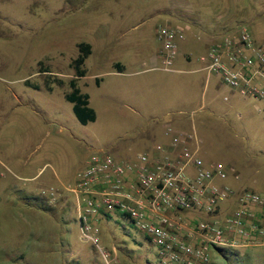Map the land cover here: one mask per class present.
<instances>
[{
  "label": "rangeland",
  "instance_id": "374dc122",
  "mask_svg": "<svg viewBox=\"0 0 264 264\" xmlns=\"http://www.w3.org/2000/svg\"><path fill=\"white\" fill-rule=\"evenodd\" d=\"M173 1L0 0V264H162L145 235L117 212L96 219L97 244L82 240L64 187L93 151L120 159L165 143L168 120L195 130L202 160L228 172L224 183L264 196L261 102L224 84L215 88L214 78L203 93L206 72L193 69L203 65L199 57L211 42L191 39L189 49L178 38L190 62L179 55L173 70L160 68L156 32ZM185 1L214 30L212 41L240 24L264 40V0ZM80 42L91 45V54L85 76L76 77ZM73 79L94 110L86 124L64 97ZM51 187L54 198L42 193ZM32 198L40 207L30 205ZM210 264H264V244L226 256L212 252Z\"/></svg>",
  "mask_w": 264,
  "mask_h": 264
},
{
  "label": "built area",
  "instance_id": "2783aa9c",
  "mask_svg": "<svg viewBox=\"0 0 264 264\" xmlns=\"http://www.w3.org/2000/svg\"><path fill=\"white\" fill-rule=\"evenodd\" d=\"M184 35V26L157 29L161 69L173 70ZM201 60L222 83L261 102L264 117V40L240 24L211 41ZM163 135L166 143L133 157L115 159L104 150L89 155L74 184L64 187L74 198L81 239L97 244L96 219L112 211L145 235L162 264H210L217 248L264 244V196L224 183L228 172L202 160L194 129L169 122ZM42 193L56 195L52 187Z\"/></svg>",
  "mask_w": 264,
  "mask_h": 264
},
{
  "label": "crops",
  "instance_id": "0c3cea01",
  "mask_svg": "<svg viewBox=\"0 0 264 264\" xmlns=\"http://www.w3.org/2000/svg\"><path fill=\"white\" fill-rule=\"evenodd\" d=\"M163 11L166 13L164 16V21H165L164 26L179 24L177 26H184L185 27V35L182 39H183V41L186 42L185 45L189 49L192 47L191 46V39H195V40L202 39V40H205L206 42L212 41V37H210V38H207V37L212 36L211 33L214 30L205 27L204 23L202 22V19H205V18H201L202 14H199L198 12H196L195 8L193 6H191L190 4H188L185 0L173 1L166 8H164ZM194 13H196L197 16H194ZM201 32L206 34V35L204 36V34H201ZM207 46H209V45H207ZM206 49H207V47H206ZM179 55H182L185 60L190 62V59H191V51L190 50L187 52L186 51L183 52V50L178 47V55H177L176 59H178ZM201 56L199 57V61L202 62L203 65L201 64V66L199 68L193 69V71H197V72L205 71L206 72L205 73V81H204V89H203V93H204L205 89H207V87L209 86V84L211 83V80L213 78H214L213 79L214 82L212 83V85L215 88H218L221 84H224V83H222V81L220 80V78L217 75H215L213 73H209L205 69V63L201 60ZM120 67H121V70H123L124 67L121 63H120ZM176 70L181 71V69H176ZM228 88H229V90H232L230 87H228ZM169 122L171 124H173V120H168L167 123H169ZM166 124H164L163 127H165ZM178 126H180L178 128H183V127H181L180 124ZM152 132L155 134V132H157V130L155 128H152Z\"/></svg>",
  "mask_w": 264,
  "mask_h": 264
},
{
  "label": "trees",
  "instance_id": "16d2710c",
  "mask_svg": "<svg viewBox=\"0 0 264 264\" xmlns=\"http://www.w3.org/2000/svg\"><path fill=\"white\" fill-rule=\"evenodd\" d=\"M91 54V45L87 42H80L78 44V54L73 59L72 65L75 69L76 77L85 76V68L83 67L86 58ZM118 71H121L120 63H116ZM26 85H31L28 80H25ZM71 91L64 95L65 99L72 104V110L75 117L82 124H86L88 121L95 119L94 110L89 106V96L87 93L81 92L76 85V80L73 79L70 81ZM35 88H38L35 86ZM38 198H32L35 202L29 201L30 205H37L40 207L41 204H36ZM28 203V204H29ZM40 203V202H39ZM217 253L221 256H226L229 252V249L217 248Z\"/></svg>",
  "mask_w": 264,
  "mask_h": 264
}]
</instances>
